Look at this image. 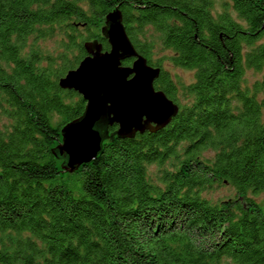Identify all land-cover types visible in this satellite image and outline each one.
I'll return each instance as SVG.
<instances>
[{
	"label": "trees",
	"instance_id": "16d2710c",
	"mask_svg": "<svg viewBox=\"0 0 264 264\" xmlns=\"http://www.w3.org/2000/svg\"><path fill=\"white\" fill-rule=\"evenodd\" d=\"M213 3L0 0V264H264V0ZM115 8L178 109L127 138L109 125L95 159L68 173L55 147L85 100L58 80L85 41L108 49ZM55 35L56 52L38 45Z\"/></svg>",
	"mask_w": 264,
	"mask_h": 264
},
{
	"label": "water",
	"instance_id": "95a60500",
	"mask_svg": "<svg viewBox=\"0 0 264 264\" xmlns=\"http://www.w3.org/2000/svg\"><path fill=\"white\" fill-rule=\"evenodd\" d=\"M100 30L108 49L97 40L85 41L86 55L58 80L60 88L73 89L85 100L82 115L61 127L55 147L63 159L61 170L68 173L95 159L109 125H116L113 134L127 138L164 127L178 109L163 91L153 88L160 68L149 66L136 53L117 8L104 16ZM126 58H131L130 64L122 65Z\"/></svg>",
	"mask_w": 264,
	"mask_h": 264
},
{
	"label": "rangeland",
	"instance_id": "374dc122",
	"mask_svg": "<svg viewBox=\"0 0 264 264\" xmlns=\"http://www.w3.org/2000/svg\"><path fill=\"white\" fill-rule=\"evenodd\" d=\"M224 0H214L213 3V12H217L221 10V2ZM228 9L230 10V5H228ZM60 37L59 35H55L52 37H47L44 38L43 40H39L37 43L38 45L44 50H47L51 53L56 52L58 50V41ZM163 54H166V51H154L151 55L153 59L161 58ZM161 66H163L164 69L168 71V73L171 75V77L174 78L175 81L180 82L182 84L188 83L192 81L193 76H192V71L186 68H179L176 66L170 65L166 59L161 60ZM259 74L254 73L251 74L250 72L247 73V78L249 80L253 79L254 77H257ZM232 194V190L230 188L224 186V187H217L214 188L213 191H210L209 193L206 194V196L210 199H218V198H223L226 196H229ZM260 198L262 199L263 196L260 195Z\"/></svg>",
	"mask_w": 264,
	"mask_h": 264
}]
</instances>
